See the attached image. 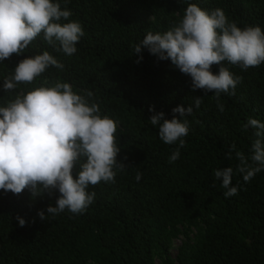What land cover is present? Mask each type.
Listing matches in <instances>:
<instances>
[{"label": "trees", "instance_id": "1", "mask_svg": "<svg viewBox=\"0 0 264 264\" xmlns=\"http://www.w3.org/2000/svg\"><path fill=\"white\" fill-rule=\"evenodd\" d=\"M202 9L221 8L241 28L264 30V0H192ZM78 20L84 35L72 56L57 53L41 36L24 53L0 63V104L40 85L68 82L81 95L93 92L101 114L118 122L115 142L121 149L115 182L90 185L93 203L83 214L65 210L41 220L38 211L55 204L58 191L32 197L0 190V264H264V171L245 183L235 173L238 194L223 195L213 170L233 167L225 158L229 145L251 155L254 129L242 130L248 118L264 122V64L242 70L223 62L241 78L235 95L222 93L219 111L214 92L192 90L190 76L170 60H159L142 48L141 62L134 48L148 31L168 30L183 16L179 0H69L62 3ZM49 51L63 64L50 67L32 83L2 89L3 79L27 56ZM215 74L219 65L211 68ZM202 103L186 118L189 133L181 156L169 157L177 145H167L153 127L149 111L177 118L172 109L187 108L193 98ZM77 170H79L77 168ZM142 172L140 181L137 172ZM76 169H73L75 178ZM19 215L26 223L21 227ZM197 230L183 241L175 258L169 254L173 239L183 230Z\"/></svg>", "mask_w": 264, "mask_h": 264}, {"label": "clouds", "instance_id": "2", "mask_svg": "<svg viewBox=\"0 0 264 264\" xmlns=\"http://www.w3.org/2000/svg\"><path fill=\"white\" fill-rule=\"evenodd\" d=\"M69 0H0V63L12 54L20 55L42 34L43 40L57 53L72 56L84 35L73 13L62 7ZM186 5L183 16L168 30L148 31L134 48L137 63L141 62L142 48L159 60H170L181 73L190 76L195 91L214 92L219 111L221 94L235 95L241 82L223 62L239 65L242 70L264 64V30L258 25L241 28L230 21L221 8L202 9L192 0H179ZM219 65L215 74L211 68ZM50 67L63 68V64L49 51L27 56L3 79L2 89L14 90L20 83H32ZM93 92L78 94L68 82L57 81L52 86L40 85L14 99L0 104V190L20 194L26 188L32 197L49 195L58 191L55 204L38 211L41 220L67 210L83 214L93 203L95 192L90 185L115 182L116 170L125 165L117 161L120 148L115 142L118 122L107 114H101L98 103L92 101ZM202 97L193 98L187 108L177 106L166 119L164 112L149 111L150 124L158 129L160 140L167 145H177L169 157L173 163L181 156L185 146L183 139L189 133L186 118L199 108ZM254 129V141L250 157L229 145L225 158L238 164L213 170L215 181H221L223 195L229 198L238 194V186L232 184L235 173L245 183L264 171V122L249 117L242 130ZM76 169L75 178L73 169ZM77 168L79 170H77ZM142 172H137L140 181ZM23 227L25 219L17 215Z\"/></svg>", "mask_w": 264, "mask_h": 264}, {"label": "rangeland", "instance_id": "3", "mask_svg": "<svg viewBox=\"0 0 264 264\" xmlns=\"http://www.w3.org/2000/svg\"><path fill=\"white\" fill-rule=\"evenodd\" d=\"M196 232L197 230L194 228L183 230L182 233H180L177 238L173 239L169 249V254L171 255L172 258H175L177 249L182 244V242L186 241L187 239H192L194 235H196ZM155 264H164L162 258L157 256L155 258Z\"/></svg>", "mask_w": 264, "mask_h": 264}]
</instances>
